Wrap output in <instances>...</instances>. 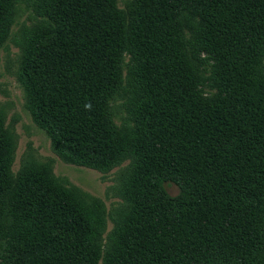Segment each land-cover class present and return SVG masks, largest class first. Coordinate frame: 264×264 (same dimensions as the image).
<instances>
[{
    "label": "trees",
    "instance_id": "1",
    "mask_svg": "<svg viewBox=\"0 0 264 264\" xmlns=\"http://www.w3.org/2000/svg\"><path fill=\"white\" fill-rule=\"evenodd\" d=\"M50 1L18 45L33 118L78 164L128 158L138 210L102 249L101 215L0 153V264H264V0ZM14 15L0 0V47ZM126 88L141 113L119 129L103 110Z\"/></svg>",
    "mask_w": 264,
    "mask_h": 264
},
{
    "label": "rangeland",
    "instance_id": "2",
    "mask_svg": "<svg viewBox=\"0 0 264 264\" xmlns=\"http://www.w3.org/2000/svg\"><path fill=\"white\" fill-rule=\"evenodd\" d=\"M11 1L15 15L9 28L8 37L0 47V123L5 130L4 137L7 138L6 146L0 149V153L2 156L10 158L9 168L13 174L23 167L29 168L30 171L33 169L42 172L46 177L58 181L60 186L67 190L73 198L79 199L86 207L101 215L104 218L103 238L97 240V243L104 249L103 246L106 242L104 238L108 231L117 229L116 236L122 231L124 232L123 224L135 216L131 214V212L134 213L131 209L138 210L137 205L133 203L134 200L129 201L125 194V184H128L127 176H129L131 168L130 161L126 158L113 164L106 171L78 164L79 162L74 157H71L73 161L68 159L67 151L61 142L53 136L51 137L40 126L39 120L36 121L33 118L31 112L33 106L25 96L29 84L25 81L24 70L21 75L19 64L21 53L18 45L22 37L33 28L37 30L43 28V25L38 21L39 17L47 14V7L51 8L53 2L50 0ZM129 1L131 0H113V4L117 11L124 15ZM49 11L51 12V10ZM118 50L121 53L120 56L124 58L122 62L124 66L129 52L121 47H118ZM262 71H264V66L260 69V72ZM127 79L123 75L122 85L130 81ZM112 91L108 93L111 98L109 102L111 107H106L103 111L109 112L115 128L134 127L136 119L139 118V112L141 113V106L134 104L130 108V112H127L126 107L128 108L131 104V98H129L131 91L127 88L123 90L124 96L118 94L112 96ZM164 187L165 193L161 196L166 199L175 197L179 193L178 186L172 182L164 183ZM150 191H152L151 188ZM147 197L150 198L148 195ZM240 197L250 203L247 199L248 196L243 192H239L238 198ZM165 202V200H161L160 203L165 205ZM127 217L129 220H126ZM109 238L105 246L113 245L118 239H115L114 236ZM222 258L225 257L216 256V258H211L209 263L222 264L219 261ZM99 262L101 263V261ZM8 263L11 264L9 261Z\"/></svg>",
    "mask_w": 264,
    "mask_h": 264
}]
</instances>
